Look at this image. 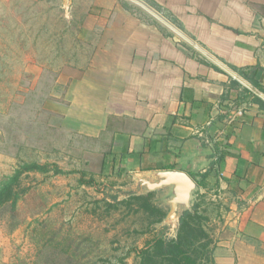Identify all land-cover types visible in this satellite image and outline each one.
Listing matches in <instances>:
<instances>
[{
  "label": "crops",
  "instance_id": "1",
  "mask_svg": "<svg viewBox=\"0 0 264 264\" xmlns=\"http://www.w3.org/2000/svg\"><path fill=\"white\" fill-rule=\"evenodd\" d=\"M62 1L68 25L84 13L75 35L84 63L67 64L77 75L59 78L62 100L46 107L88 141L84 169L136 195L161 172L206 175L197 190H217L228 208L215 264H264V110L252 99L264 94L229 68H259L264 87V0H152L183 30L165 17V28L139 19L116 0ZM28 2L47 4L0 0V16Z\"/></svg>",
  "mask_w": 264,
  "mask_h": 264
},
{
  "label": "rangeland",
  "instance_id": "2",
  "mask_svg": "<svg viewBox=\"0 0 264 264\" xmlns=\"http://www.w3.org/2000/svg\"><path fill=\"white\" fill-rule=\"evenodd\" d=\"M116 1L128 6L130 10L123 8L131 15L165 28V13L152 10L147 0ZM62 2L47 0L39 7L28 2L25 9L2 10L0 16V181L21 162H36L49 170L23 177L14 209L5 207L0 213V264H138L140 250L155 238H175L177 229L165 219L151 225L144 213L117 205L115 198H127L130 187L121 189L93 178L95 169H84L83 164L88 141L66 130L61 118L46 107L62 100L59 78L77 75L65 72L67 64L77 71L84 63L78 58L84 42L75 37L84 13H76V24L68 25ZM71 55L74 59L69 60ZM54 166L62 173L54 174ZM152 192L153 204L167 215L170 189ZM218 193H199L213 259L217 243L228 237V231L220 229L227 202L219 200ZM196 199L191 195V202ZM184 210L177 207L170 219L178 221Z\"/></svg>",
  "mask_w": 264,
  "mask_h": 264
},
{
  "label": "trees",
  "instance_id": "3",
  "mask_svg": "<svg viewBox=\"0 0 264 264\" xmlns=\"http://www.w3.org/2000/svg\"><path fill=\"white\" fill-rule=\"evenodd\" d=\"M147 5L156 12H162L152 0H147ZM123 6L124 3H123ZM125 9L130 10L128 6ZM167 18L173 25L180 30H183L182 25L170 14L165 13ZM229 68L235 72L244 81L250 84L254 89L264 94V87L261 85L263 71L259 68L255 69H238ZM238 85L236 81L231 80L229 87ZM251 95L252 93L248 91ZM253 102L259 108L264 110V102L253 95ZM49 170L43 165L36 162H21L14 172L6 176L0 181V213L5 207H15L21 195V180L30 173H47ZM54 174H61L56 166L53 169ZM206 175H201V181ZM196 187L202 185L201 181H196L194 176H191ZM92 181V180H91ZM154 192L146 194H130L127 198L118 200L115 198L117 205H122L133 213H144L150 217V224H158L166 217V212L155 206L152 202ZM193 195L197 196L196 200H192L189 209L184 210L178 218V228L176 236L173 239L155 238L149 242L142 250L138 252V264H202L214 263L213 259V241L204 228V223L207 220L201 212L200 198L201 195L196 189ZM109 208L117 209V206L107 204Z\"/></svg>",
  "mask_w": 264,
  "mask_h": 264
},
{
  "label": "water",
  "instance_id": "4",
  "mask_svg": "<svg viewBox=\"0 0 264 264\" xmlns=\"http://www.w3.org/2000/svg\"><path fill=\"white\" fill-rule=\"evenodd\" d=\"M233 76L239 79L233 74ZM143 188L147 192H152L163 187H169L171 199L170 211L167 213L165 222L174 224L178 228V221L170 219L177 207H183L185 210L191 206V195L197 189L194 181L185 173L178 171H165L156 175V181L149 183L141 181Z\"/></svg>",
  "mask_w": 264,
  "mask_h": 264
},
{
  "label": "built area",
  "instance_id": "5",
  "mask_svg": "<svg viewBox=\"0 0 264 264\" xmlns=\"http://www.w3.org/2000/svg\"><path fill=\"white\" fill-rule=\"evenodd\" d=\"M196 132H197V133H200V131H199V130H196Z\"/></svg>",
  "mask_w": 264,
  "mask_h": 264
}]
</instances>
